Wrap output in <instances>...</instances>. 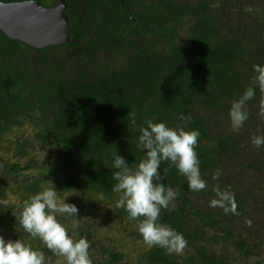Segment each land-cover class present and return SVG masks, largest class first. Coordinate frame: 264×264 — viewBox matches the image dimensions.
I'll return each instance as SVG.
<instances>
[{"label": "trees", "instance_id": "16d2710c", "mask_svg": "<svg viewBox=\"0 0 264 264\" xmlns=\"http://www.w3.org/2000/svg\"><path fill=\"white\" fill-rule=\"evenodd\" d=\"M23 1L51 8L58 0H0ZM64 1L69 41L61 46L39 50L0 31V201H8L0 204V236L43 251L46 264L58 259L19 223L24 201L53 184L60 202L79 209V220L57 219L74 239L90 242L93 264H264V146L251 142L264 134V92L255 88L239 133L229 117L253 66H264V19L253 15L264 17V0ZM148 121L200 133L205 190L191 191L170 162L160 167L179 196L159 222L187 240L180 255L144 246L136 221L115 206L113 153L138 165ZM217 185L234 193L239 215L210 207ZM110 223L139 242V250L130 246L136 260L112 226L102 230ZM220 243L233 245L241 261L213 247Z\"/></svg>", "mask_w": 264, "mask_h": 264}, {"label": "clouds", "instance_id": "9594fccd", "mask_svg": "<svg viewBox=\"0 0 264 264\" xmlns=\"http://www.w3.org/2000/svg\"><path fill=\"white\" fill-rule=\"evenodd\" d=\"M246 11H253L252 8ZM254 75L243 95L232 102L229 117L232 131L239 133L248 120L246 103L255 96L258 86L264 92V66L254 65ZM264 107V105H262ZM264 116V111L260 113ZM189 117L180 116L181 121ZM135 125V120L132 121ZM139 144L146 150L145 157L138 165L130 166L126 158L113 153V179L117 181L112 191L118 194L117 208H123L128 218L136 221V228L148 247H159L167 254H183L188 246L185 237L170 226L160 223L162 210H176L179 192L166 186L160 173L162 162H170L187 179L193 192L205 190L208 185L202 178L200 161L196 148L200 133L198 130L185 131V126L170 128L166 123L147 122V127L140 129ZM252 144L257 149L264 146V134L253 135ZM221 170L217 169L213 179H218ZM51 183V182H50ZM52 184V183H51ZM215 198L210 207L222 208L227 214L239 215L235 195L218 185L213 188ZM59 192L52 187L31 196L24 201L19 223L32 238H39L48 250L62 257L65 264H93L89 253L90 242L86 238L74 239L68 229L57 219V213L75 218L79 209L75 204L58 202ZM8 201H0L7 206ZM250 224V222H249ZM0 264H46L43 251L35 250L30 244L17 239L5 241L0 236Z\"/></svg>", "mask_w": 264, "mask_h": 264}, {"label": "water", "instance_id": "95a60500", "mask_svg": "<svg viewBox=\"0 0 264 264\" xmlns=\"http://www.w3.org/2000/svg\"><path fill=\"white\" fill-rule=\"evenodd\" d=\"M66 3L58 0L51 8L37 1L0 2V31L13 41L43 50L69 41Z\"/></svg>", "mask_w": 264, "mask_h": 264}, {"label": "rangeland", "instance_id": "374dc122", "mask_svg": "<svg viewBox=\"0 0 264 264\" xmlns=\"http://www.w3.org/2000/svg\"><path fill=\"white\" fill-rule=\"evenodd\" d=\"M245 2H247V0H245ZM249 4V3H248ZM246 6H248V5H246ZM247 8V7H246ZM256 10H259V8L258 7H256ZM253 15H255L256 17H260V18H262V19H264V17H263V15H260V14H258V13H254ZM247 20H250V18L248 17V16H246L245 17ZM30 133L31 132H28V135H30ZM44 155H47V154H44ZM63 197H67V198H69V197H71V196H69V195H64ZM14 201V200H13ZM58 202H60V201H58ZM112 219H114V216H111V219H110V222L112 221ZM110 226H112V228H114V230L111 232V235H113L114 236V238L115 239H117V244H119L121 247H124V248H126V246L128 245L129 246V248H130V250H132V248L130 247V246H135V250H139V249H136L137 248V246H141L140 244H139V242H137L136 244L134 243H131V241L128 239V238H124V236L126 235L125 233L123 234L122 232H120V231H117V228L115 229V226H114V224L113 223H110V224H107V228H104L103 227V229L102 230H104V231H106V229L107 230H110V229H112V228H110ZM255 232V230H253L252 231V233H254ZM113 236H111V237H113ZM258 236H262L263 237V240H264V230L258 235ZM139 244V245H138ZM144 246H147L146 244H143ZM250 246H251V244H250ZM214 248H216L218 251H223V252H225L228 256H229V258L230 259H232V261H234V262H240L241 261V258H240V256H239V253L238 252H236V250H235V247L233 246V245H229V244H218V245H215V246H213ZM262 252H264V245H263V247H262ZM135 250H132L131 252H126L125 250V253H127V254H129L128 256H130V258L131 259H134V260H136V258H137V255H136V253H135ZM262 257L264 258V254H262ZM133 260V261H134ZM256 260V258H249V260H248V263L250 262V263H252L253 261H255ZM52 264H65V262H64V260H63V258L62 257H59L58 259H56Z\"/></svg>", "mask_w": 264, "mask_h": 264}]
</instances>
